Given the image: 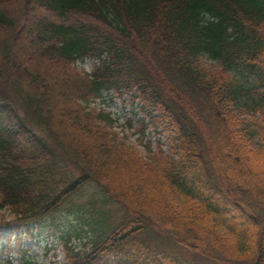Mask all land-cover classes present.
<instances>
[{"label": "trees", "instance_id": "1", "mask_svg": "<svg viewBox=\"0 0 264 264\" xmlns=\"http://www.w3.org/2000/svg\"><path fill=\"white\" fill-rule=\"evenodd\" d=\"M2 3L0 217L62 231L67 264H264V0ZM110 93L174 128L171 154L121 140L92 107Z\"/></svg>", "mask_w": 264, "mask_h": 264}, {"label": "rangeland", "instance_id": "2", "mask_svg": "<svg viewBox=\"0 0 264 264\" xmlns=\"http://www.w3.org/2000/svg\"><path fill=\"white\" fill-rule=\"evenodd\" d=\"M0 10L10 13V18L13 21H18L20 19V13L16 10L15 6L12 3H2L0 4ZM22 23V21H21ZM12 31H5V35H9ZM25 40V39H24ZM21 52L29 53L33 50L32 43L27 42L26 40L21 43L18 48ZM34 59V60H33ZM36 55H29L30 62L36 67L39 66L40 69L44 67L47 68L46 60L39 61L37 60ZM37 60V61H35ZM202 64L206 68L211 69L214 65L208 59H204ZM98 65L97 61L93 59H87L83 62H80L73 67L76 70H83L88 73H91L94 68ZM93 108L105 110L106 112L111 113L118 122L115 126V132L119 133V137L124 139L127 144L131 145L140 153L142 157H147L148 154V145L156 151L158 147H162L166 154H169L172 148V138L175 131L169 129L166 124L160 126L158 129L154 127L149 128L145 135L143 136L139 132V128L142 125V120L144 119L147 124L149 122L148 117L144 114L138 104L132 105L130 96H124L122 99L118 98L113 93L108 94L105 101H96L95 105H92ZM98 110V111H100ZM245 118L250 119L251 117L245 116ZM130 123V125H129ZM167 127V128H166ZM224 167L237 169L233 163L228 162V159H223ZM115 206V205H113ZM116 207V206H115ZM116 210V209H115ZM175 216L173 215V218ZM13 217L10 214H1L0 217V264H23L22 256L25 255L32 258L38 264H63L64 255L61 251V240L60 238H54L51 235H40L38 230L33 231V238L29 232L21 231L17 232L16 229L9 230L10 221L12 222ZM22 234V235H21ZM20 237H23V247L29 245L28 251H22V246L20 245ZM31 237V238H30ZM27 244H24V243ZM181 250H183L181 248ZM186 251V250H184ZM104 264H117L115 261L107 262ZM197 264H216L206 257L200 256L197 260Z\"/></svg>", "mask_w": 264, "mask_h": 264}]
</instances>
